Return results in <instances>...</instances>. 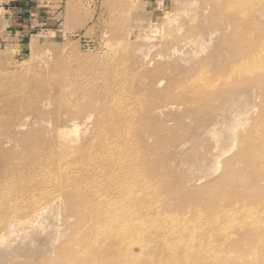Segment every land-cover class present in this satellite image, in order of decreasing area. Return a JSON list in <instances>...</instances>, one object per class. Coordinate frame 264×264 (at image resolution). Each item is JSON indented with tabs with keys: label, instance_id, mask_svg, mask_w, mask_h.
Instances as JSON below:
<instances>
[{
	"label": "rangeland",
	"instance_id": "obj_1",
	"mask_svg": "<svg viewBox=\"0 0 264 264\" xmlns=\"http://www.w3.org/2000/svg\"><path fill=\"white\" fill-rule=\"evenodd\" d=\"M6 3L0 0V264H53L89 217L117 221L133 241V231L162 234L188 218L193 225L246 220L257 239L232 224V236L218 243L224 256L242 255L236 264H264L263 210L200 207L223 176L252 172L241 166L252 157L249 138L258 144L253 152L264 149V133L252 137L255 126L264 128V82L242 76L231 96L222 89V101L190 97L203 77L212 92V70L222 69L221 59L241 58L242 38L252 50L246 60L264 77V0H39L51 20L42 29L16 23ZM256 186L259 204L264 180ZM114 232L96 229L86 239L111 241Z\"/></svg>",
	"mask_w": 264,
	"mask_h": 264
},
{
	"label": "bare ground",
	"instance_id": "obj_2",
	"mask_svg": "<svg viewBox=\"0 0 264 264\" xmlns=\"http://www.w3.org/2000/svg\"><path fill=\"white\" fill-rule=\"evenodd\" d=\"M222 16H224V14ZM228 22L230 23V21ZM225 26L228 27V25ZM225 26L218 27L221 33V37L224 40L223 46L225 39L227 37L226 36L227 29ZM233 26L235 28H239V22L236 23L235 25L233 24ZM242 39H243V45L245 46V52L242 54L241 58L231 57L229 60H224V61L223 59H221L223 61L222 63V61L213 53L212 58L215 60L214 63L216 62L218 63L219 61H221L222 69L212 70L211 75H212L213 85L210 83L212 86V92L208 95L206 78L203 77L200 79V84L196 88L197 90L195 89V92L190 93V97H192L191 102L199 100V102L201 103V101L203 102L204 99H208L206 98L208 96L209 98L211 97L212 99L214 98L216 100L220 98L222 99V95H221L222 89L226 88L229 91H231L230 89H231V85L233 86V82L235 80L237 81V79L241 78L242 76L247 78L252 77L254 78L253 83L259 84V86L263 85L264 82L263 72L262 75L258 74L263 68L256 66L255 65L256 63H251L248 60H246L248 53H250L252 50L251 49L247 50V45L245 43L246 40L244 38ZM219 41L220 39L217 40V42ZM203 61L204 59L202 58L200 61L201 64L203 63ZM199 69H201V71H204L207 68L201 65ZM243 84H241V86ZM250 86H256V85L251 84ZM230 93L231 94H229V96L233 94V91H231ZM221 99L220 101H222ZM254 131H255V135L252 137L255 138L257 135H261L262 133H264V128L261 127V125H257L254 127ZM260 140L258 141V143L261 142ZM251 141L252 138H249L248 142H246L247 144L246 143L244 144L247 147L246 154L247 155L251 154L252 157L246 160L243 157L244 158V159L242 158L243 164L241 166H243L244 169L250 168L252 172L244 176L239 171L233 174V172H235L233 171L230 175L226 176L224 174L225 176H223V178L220 176L222 179H220L219 183L214 182V184L217 183L215 185L212 184L213 182L212 183L209 182L213 186L207 185L209 184L207 183L206 187L210 186L211 189L208 191V193H206V195L203 198H200L201 204H200V200H198L200 207H202L204 210H207V212H210L212 210H223L224 207H228V210H240L241 212H244L246 210V207H253L264 211V201H263L264 196H262L263 202L257 204L258 194L256 192L255 193L253 192L255 188H258L256 186L257 180L258 179L264 180V149L259 153H257L256 151L253 152L251 149L258 148L257 147L258 144H256V142H251ZM255 144L256 146L254 147ZM248 145L250 146L248 147ZM259 147L263 148L262 145H259ZM255 161H258V164L259 161L262 163V165H259V169L258 168L256 169L254 167ZM254 170L256 171L253 172ZM122 175L123 174H121V176ZM247 183H249L250 185V189H251L250 191L243 190L247 188V187L243 188ZM223 186H227L228 188L223 190ZM251 205H255V206H251ZM113 214H115V212L112 211L105 212V215H107V218L110 220L113 219L112 217ZM256 217L260 218L261 214H257ZM86 220L88 221L90 220L92 223H86L79 226V228L77 227L74 228L76 230L64 242L65 248L62 247L63 254L62 253L61 254L63 256L60 255L61 256L60 257L59 254L55 252V254L58 255L59 257V258L55 257L56 260L61 259L63 260L64 264H87L93 261L98 264H230V263L232 264V262L234 263L235 261L237 262L242 257V255H238V254L232 255L230 254L231 253L230 252L226 256H224L225 255L224 249L222 248L221 244L218 243L220 240L228 239V237L232 236L230 230L232 224L246 227L249 231H251L250 233L254 232L255 234L254 236L250 234L252 236V237L250 236L251 239H255V238L257 239L258 237H256V234L257 235L259 234L256 233L255 228L250 227V223L246 220H239L230 225L229 224L225 225V223L227 222L225 219L219 222H211L208 224L194 223L195 225L194 226L193 224L190 223V219L188 218L185 220L188 222L184 227H178L177 229L165 228V232H163L162 234L155 233L156 231L148 234H145L144 232H139L140 230L133 231L132 234L133 236L135 235L134 237L135 241H133L132 238H128V236H126L125 239L122 237V232L119 231V229L121 228L117 224V221H115L114 223L103 224L104 221L97 222L96 218H92V217H89ZM89 224H91L93 227L95 226L96 229L99 230L100 229L102 230L107 229L108 231L114 230L115 235L113 236V240L111 241L105 240L103 238H100V236L93 237V240H91V238L90 240H88L89 238L86 239V235L88 232L96 230L95 228H90ZM237 235H239V233ZM241 237L242 236H240V239ZM262 238H264V235L262 236ZM262 242L264 243V240ZM121 243L125 244L123 245L124 247L128 245H130L129 247L137 245L139 248V252L137 254H133L131 252V250L133 251V249L130 250V248L127 251L122 250V248L119 247ZM109 244H113V248H109L108 247ZM234 253L236 252L234 251ZM256 254H257L256 251L253 250L249 253L248 257L255 256ZM236 256H238L239 258H237ZM232 257H234V259ZM56 260L53 264L56 263ZM134 260H139V261H134Z\"/></svg>",
	"mask_w": 264,
	"mask_h": 264
},
{
	"label": "crops",
	"instance_id": "obj_3",
	"mask_svg": "<svg viewBox=\"0 0 264 264\" xmlns=\"http://www.w3.org/2000/svg\"><path fill=\"white\" fill-rule=\"evenodd\" d=\"M6 5L8 9L12 11V18L16 23L19 24H29L32 27L46 28L47 24L51 21L44 17V8L47 6H42L39 0H7ZM19 28L23 26L19 25ZM25 33L24 31H21Z\"/></svg>",
	"mask_w": 264,
	"mask_h": 264
}]
</instances>
